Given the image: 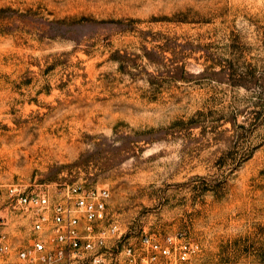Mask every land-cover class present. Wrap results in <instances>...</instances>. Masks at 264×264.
Returning a JSON list of instances; mask_svg holds the SVG:
<instances>
[{
    "label": "rangeland",
    "instance_id": "374dc122",
    "mask_svg": "<svg viewBox=\"0 0 264 264\" xmlns=\"http://www.w3.org/2000/svg\"><path fill=\"white\" fill-rule=\"evenodd\" d=\"M78 180L264 264V0H0V182Z\"/></svg>",
    "mask_w": 264,
    "mask_h": 264
},
{
    "label": "built area",
    "instance_id": "2783aa9c",
    "mask_svg": "<svg viewBox=\"0 0 264 264\" xmlns=\"http://www.w3.org/2000/svg\"><path fill=\"white\" fill-rule=\"evenodd\" d=\"M107 186L0 182V264L192 263L182 233L130 232L110 210Z\"/></svg>",
    "mask_w": 264,
    "mask_h": 264
}]
</instances>
